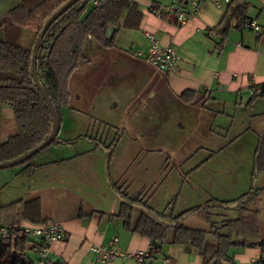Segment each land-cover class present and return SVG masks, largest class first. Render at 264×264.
I'll return each mask as SVG.
<instances>
[{
  "label": "crops",
  "instance_id": "0c3cea01",
  "mask_svg": "<svg viewBox=\"0 0 264 264\" xmlns=\"http://www.w3.org/2000/svg\"><path fill=\"white\" fill-rule=\"evenodd\" d=\"M126 1L138 6L140 25L122 26L125 12L121 23L113 26L117 31L113 47L88 38L87 59L71 76L69 105L61 112L58 138L64 143L41 153L31 174L20 165L0 170V209L39 199L42 217L67 231V239L50 249L49 257L58 264H100L102 256L92 247H109L114 238H118L115 249L127 253L153 245L149 238L124 226L114 185L128 196L135 192L130 197H140L155 212L156 206L167 207L174 201L161 212L174 216L211 200L236 203L251 189L238 166L243 150L250 166L254 159L251 173L256 169L264 134V98L250 93L252 86L264 82V35L246 27H232L226 35L222 21L235 4L217 8L205 0L199 12L180 26L174 17L158 18L149 12L151 5L177 0ZM243 3L248 20L255 19L264 27V0ZM20 4L0 3V21ZM89 6L94 7L92 2ZM9 28L6 24L0 29L2 38H11ZM219 28L221 33L213 34ZM147 32L177 51L180 58L174 69L159 71L134 55L136 50H148ZM186 91L197 92V99L184 102ZM16 134L11 106L0 104V144ZM170 161L188 165L189 171L163 169ZM212 164L230 165V175L211 177L206 168ZM159 192L169 194L162 204ZM210 212L215 220L224 215L214 209ZM140 215L133 213V224ZM183 224L209 229L199 215H189ZM258 227L261 235L260 219ZM229 254L236 264H253L264 260V247H238ZM200 257L171 243L144 264H203ZM110 264L139 263L117 258Z\"/></svg>",
  "mask_w": 264,
  "mask_h": 264
},
{
  "label": "trees",
  "instance_id": "16d2710c",
  "mask_svg": "<svg viewBox=\"0 0 264 264\" xmlns=\"http://www.w3.org/2000/svg\"><path fill=\"white\" fill-rule=\"evenodd\" d=\"M66 1L43 0L33 8L17 5L0 21V29L9 24L21 29H30L37 37L46 20ZM91 1L80 0L60 16L46 33L40 49L39 76L60 118L62 110L69 105L71 76L80 63L87 59L84 47L88 38H95L106 48L113 47L117 33L113 26L121 23L125 12L122 26L126 28H138L142 18L138 6L130 5L126 0H107L102 7L92 8L89 6ZM234 4L236 8L228 10L222 21L226 35L232 28L233 20L238 22L235 29L244 28L248 21L247 6L243 0H232L230 6ZM15 37L4 39L0 36V104L11 106L17 124V134L0 144V162L16 158L36 147L48 137L52 128L51 113L30 75L32 50L20 45L15 41ZM254 87L261 90L256 95L264 98V82ZM197 96V92L186 91L182 94V99L186 103H192ZM59 143H53L41 153ZM41 153L19 166L23 167V172L31 174L38 167L35 161ZM257 155L256 168L264 171V139L260 142ZM113 188L116 194L128 202L141 204L150 211L141 212L137 223L133 224L135 208L120 202L119 216L127 229L152 240L158 251L162 246L172 243L184 246L186 251L197 252L202 257L203 264H236L229 254L231 249L253 245L264 247L258 227L259 210L251 207L260 190L255 189L251 195L248 193L238 200V218L219 222L215 220L216 215L210 211L220 207L216 204L225 202L211 200L204 209L198 206L174 216L173 213H157L140 197H130L115 185ZM174 203L173 201L169 205ZM189 214L203 216L209 229L187 228L182 223L184 220L177 226L169 227L155 217L174 222ZM23 220L35 225L48 224L42 217L39 199L18 201L0 209V225L16 226ZM39 249L40 244L25 234L0 240V264H39ZM253 264H264V260L260 259Z\"/></svg>",
  "mask_w": 264,
  "mask_h": 264
},
{
  "label": "built area",
  "instance_id": "2783aa9c",
  "mask_svg": "<svg viewBox=\"0 0 264 264\" xmlns=\"http://www.w3.org/2000/svg\"><path fill=\"white\" fill-rule=\"evenodd\" d=\"M205 0H177L170 5H151L149 12L158 18L166 16L174 17L176 23L180 26L187 24L200 10L201 3ZM217 8H222L225 4H231L232 0H211ZM94 7H102L107 0H92ZM238 25L237 20H233L232 27ZM246 28L264 35V27L255 19H249L245 25ZM221 28L216 29L213 34H220ZM150 42L147 51L136 50L134 55L155 67L159 71H170L176 67L179 60L177 51L161 44L158 37L153 33H146ZM260 88L251 87V95L260 93ZM18 234H25L29 238L40 244L39 264H56V261L49 257L51 246L58 241H65L68 237L67 231L58 223H48L47 225H35L28 222H21L16 226L0 225V240L15 237ZM118 238H114L109 247L94 246L92 251L100 256V264H110L117 258L135 259L139 264H144L146 259L151 258L159 251L151 245L147 250H139L135 253L118 251L115 246ZM168 260H165L167 262Z\"/></svg>",
  "mask_w": 264,
  "mask_h": 264
},
{
  "label": "rangeland",
  "instance_id": "374dc122",
  "mask_svg": "<svg viewBox=\"0 0 264 264\" xmlns=\"http://www.w3.org/2000/svg\"><path fill=\"white\" fill-rule=\"evenodd\" d=\"M16 1H19V3L22 2V5H26L29 8H33L35 7L37 4H39L40 2H42L43 0H0V3H8V4H13ZM7 33H11V38H14L15 36V41H17L20 45H22L23 47L27 48V49H33L36 37L34 38L35 34L32 30L30 29H21L19 27L16 26H12V28H9V30L7 31ZM257 119V118H256ZM80 135V134H79ZM264 136V134L261 136ZM240 157L242 158L241 162L239 161V168H240V173H241V177L250 180V186L251 189L248 190L249 195L252 194L253 191H255V189L260 190L259 191V195L256 197L254 203L252 204V206L256 209L259 210V214L258 217L260 219V228H261V240H264V171H259L258 170V175H255V169L253 170V172L251 173L250 168L251 166L254 168V159H253V164L250 166L249 165V161L247 163L246 159H248V154H244V151L242 150ZM255 160L257 161V158H255ZM247 163V164H246ZM255 162V166H256ZM170 164H174L173 161H170L169 163H167L163 169H167L168 171H172L176 168L179 169V172H187L188 170V165L186 166L185 164H174V165H170ZM162 168V165L160 166ZM106 164H105V172H106ZM158 166H155V169H158ZM256 168V167H255ZM231 169L230 165L226 166H222V165H209L206 168V172L212 173L211 177H213L214 175L217 176H222V175H230L229 170ZM223 170V172H222ZM224 170L227 171V173L224 172ZM205 171V170H204ZM253 175V176H252ZM106 180L108 178H105ZM108 183V180L106 181ZM158 184H160V182L162 181H157ZM263 188V189H262ZM262 189V190H261ZM223 192V191H222ZM133 194H135V192H131L130 196H134ZM159 195L161 197V203L164 201H167L169 199V194L168 193H162L159 192ZM117 196V195H116ZM249 197V196H248ZM148 196L146 198H144L145 201H147ZM173 199V198H172ZM170 199V200H172ZM117 200H119V198L117 197ZM160 200V199H159ZM185 201V199H183ZM150 201V200H148ZM203 207V206H202ZM165 208L167 207H163L162 205L160 206H156V209L159 213H161ZM214 211L220 212L221 214L224 213V215L222 216H217L216 219L217 221L221 222L223 220H227V219H236L238 217V211L235 209H222V208H215ZM135 214H141L140 210H135L134 211ZM224 232V231H223ZM212 241V240H210ZM200 256V255H199ZM202 260V257H200Z\"/></svg>",
  "mask_w": 264,
  "mask_h": 264
},
{
  "label": "water",
  "instance_id": "95a60500",
  "mask_svg": "<svg viewBox=\"0 0 264 264\" xmlns=\"http://www.w3.org/2000/svg\"><path fill=\"white\" fill-rule=\"evenodd\" d=\"M78 1L80 0H67L63 5H61L44 23L41 32L38 34V36L36 37L33 49H32V56H31V66H30V75L33 79L35 88L38 90V92L40 93V95L42 96L44 102L47 105V108L49 110V112L51 113L52 116V128H51V132L48 135V137L39 145H37L36 147L32 148L31 150L25 152L24 154L13 158L11 160H7L4 162H0V170H5V169H11L14 168L16 166L22 165L23 163L27 162L28 160H30L31 158H33L34 156L38 155L39 153H41L44 149L48 148L49 146H51L53 143H58V142H62L59 140L58 136L60 133V129H61V118L60 115L57 111V109L55 108L53 102H52V98L49 96L47 89L44 87L43 82L39 76V72H38V60H39V56H40V49L41 46L43 45V40L44 37L46 35V33L48 32V30L50 29V27L52 26V24L60 17L62 16L69 8H71L72 6H74ZM262 139H264V136L262 137ZM63 143V142H62ZM258 157V156H257ZM255 175H258V169H255ZM254 192V191H253ZM252 192V193H253ZM117 197L119 198L120 202H125L131 206H133L136 209H139L143 212H150L146 207H144L141 204H132L130 202H128L126 199H124L123 197H121L119 194H116ZM240 202H236L233 204H216L222 208H236L239 205ZM205 206H203L202 209H204ZM191 215V214H189ZM189 215H185L183 216L180 220L178 221H174V222H169L166 221L158 216H155L161 223L165 224L166 226L169 227H174L179 225L185 218H187Z\"/></svg>",
  "mask_w": 264,
  "mask_h": 264
},
{
  "label": "flooded vegetation",
  "instance_id": "af4514ba",
  "mask_svg": "<svg viewBox=\"0 0 264 264\" xmlns=\"http://www.w3.org/2000/svg\"><path fill=\"white\" fill-rule=\"evenodd\" d=\"M261 140H263V139H261ZM250 195H251V194H250ZM140 211H141V210H140ZM141 212H143V211H141ZM157 213H159V212H157ZM163 213H164V212H163ZM164 214H165V213H164ZM183 222H184V221H183ZM183 222H182V223H183Z\"/></svg>",
  "mask_w": 264,
  "mask_h": 264
}]
</instances>
